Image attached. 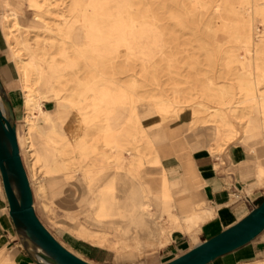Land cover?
<instances>
[{
  "label": "bare ground",
  "instance_id": "bare-ground-1",
  "mask_svg": "<svg viewBox=\"0 0 264 264\" xmlns=\"http://www.w3.org/2000/svg\"><path fill=\"white\" fill-rule=\"evenodd\" d=\"M24 1L33 17H23L21 0H5L1 28L24 93L31 181L28 177L51 222L80 249L90 247L87 237L98 235L90 225L110 227L138 246L147 239L162 243L159 238L174 237L183 227L189 232L213 216L214 209L203 206L197 196L201 183L196 156L187 154L184 173L173 180L163 163L177 153L171 151L173 145L187 147L182 132L206 128L213 143L203 156L222 161L216 148L235 138L234 123L241 120L239 147L254 155L256 183H263L264 32L256 36L254 29L257 23L264 25V0H219L214 9L232 45L219 47L220 33L207 25L211 42L202 49L209 62H220L227 54L225 64L238 65L235 83L219 86L207 79L183 101L178 86L165 97L161 90L142 92L145 84L137 77H120L119 67L139 65L141 80L157 84L156 65L170 68L179 63L173 33L147 0H68L67 10L59 13L50 0ZM208 1L189 0L192 10L181 8V14L170 19L182 29H199L202 21L195 11L205 9ZM237 43L252 54L244 61L236 52ZM53 102L58 108L46 110L45 103ZM187 108L190 120L182 130L175 118ZM147 117L157 118L154 134L145 130ZM160 129L170 145H156ZM19 145L21 154V141ZM152 200L160 202L159 211ZM57 209L72 223L70 228ZM12 259L15 262L12 255L4 257Z\"/></svg>",
  "mask_w": 264,
  "mask_h": 264
},
{
  "label": "rangeland",
  "instance_id": "rangeland-1",
  "mask_svg": "<svg viewBox=\"0 0 264 264\" xmlns=\"http://www.w3.org/2000/svg\"><path fill=\"white\" fill-rule=\"evenodd\" d=\"M4 1L0 0V82H2L4 88L6 89L11 105H13L15 112V120L18 124V138L21 141L22 149L21 155H23L24 165L29 174L31 181V169H30V158L27 153L26 141L24 138L25 133V121H24V106L22 105L23 100V90L20 84L19 73L16 71L15 62L10 54L8 47V42L2 32V15L4 11ZM9 1V0H7ZM22 1V15L26 19H31L33 17V12L30 11L24 0ZM43 1V0H40ZM68 0H50L53 3L55 9L54 12H65L68 7ZM148 3L152 6L154 10L157 11L158 15L164 19L163 23L167 28V32H171L174 35L175 40L172 43V47L176 50V57L179 61L178 64H171L170 68L168 65H156L158 67L157 84L152 81L143 82L141 80V68L140 66L136 67H119L122 69L120 77L123 81H127L133 78H139L140 82L145 84L142 88V92H158L161 90L164 93L165 97H170L172 95V89L174 86H178L184 92L183 99L189 98L195 93V91L200 90L204 84H206L207 79H211L214 83H217L219 86L226 84L235 83L233 78L238 74L237 64H225L227 61V54L222 55L220 62H209L207 55L202 47L211 42L212 34L206 30V26L212 28L211 32H219L217 37L216 44L220 47L227 48L232 45L230 42V35L222 31V19L215 11L214 7L219 5V0H210L208 1L207 7L202 9V11H195V15L202 21L201 27L191 28V29H182L177 26L175 22L170 19L172 14H181V8H188L192 10L193 4L189 0H184L182 4H176L174 0H147ZM227 17L226 13H223ZM53 16V15H51ZM54 17V16H53ZM263 23L255 24V33L256 36L264 32ZM236 52L239 54L240 58L244 61L250 55L248 48L243 46L240 43H237ZM123 66V65H122ZM82 70H85L82 68ZM138 72V73H137ZM149 79L151 75L147 76ZM54 106L53 110L58 108V105L53 102L51 103ZM56 108V109H55ZM190 110L187 108L184 111H181L175 120L182 126V130L186 129V125L190 120ZM157 118L144 119L143 124L146 126V129L149 133H153L159 128L154 125V121ZM154 123V124H153ZM242 121L237 120L234 123L233 133L236 134L235 138L232 141H226L222 144V147L216 148V150L221 151V154L227 156V149L229 147H236L239 149L241 145V140H243V126ZM158 137L156 139V145L164 146L170 145L172 141L165 139L162 135V130H159ZM165 131V129H164ZM187 147L182 149L180 146L173 145L172 150L177 151L176 154H173L170 157L163 159V163L166 168L170 171L169 179L173 180L174 178L180 177L183 173V164L186 161V156L189 153H192L194 156L206 154V146L212 144L213 142L209 141V133H207L206 128H195L189 130L188 132H182ZM19 141V143H20ZM250 143L249 145H253ZM145 147V146H144ZM178 154H181L179 156ZM183 160H181V158ZM244 159H248L252 163L253 158L248 151L244 152ZM153 175L151 177H156ZM243 183L252 184L253 176L252 173H245L241 177ZM33 189V186H32ZM34 191V189H33ZM194 190L186 191L181 194L182 196H187ZM152 197L155 194L151 195ZM154 204V210L159 211L161 208L160 202L157 200H152ZM34 206L36 208V213L38 218L45 224L48 230L52 235L57 238L69 251L85 259L89 263L93 264H164L171 260H174L177 254H180L184 247L189 248L192 245L188 243L193 237L194 241L198 242L196 234L201 229L200 224L198 227L187 231L185 227L174 232V237H161L159 238L162 243L158 240L147 239L141 242L136 246L133 242L128 244L125 240L122 239L118 234L113 233L110 227L96 228L90 225V229L97 231V236L87 237L86 241L89 248L80 249L75 242L71 241L66 237V234L59 230V227L55 225L49 219L48 214L44 210V207L41 203V199L34 192ZM57 214L60 218H64L66 221L67 228L72 226V223L67 219L61 209H57ZM205 223V222H204ZM193 240V239H192ZM194 243V242H193ZM181 247V248H180ZM8 253H3L0 255V264H14L12 260H4V257ZM264 261V258L260 259ZM257 261L249 262L246 264H255ZM36 264V263H34Z\"/></svg>",
  "mask_w": 264,
  "mask_h": 264
},
{
  "label": "water",
  "instance_id": "water-1",
  "mask_svg": "<svg viewBox=\"0 0 264 264\" xmlns=\"http://www.w3.org/2000/svg\"><path fill=\"white\" fill-rule=\"evenodd\" d=\"M0 99V174L18 240L36 264H93L69 251L38 218L20 154L14 108L2 82ZM263 231L264 200L238 223L164 264H210L253 242Z\"/></svg>",
  "mask_w": 264,
  "mask_h": 264
},
{
  "label": "crops",
  "instance_id": "crops-1",
  "mask_svg": "<svg viewBox=\"0 0 264 264\" xmlns=\"http://www.w3.org/2000/svg\"><path fill=\"white\" fill-rule=\"evenodd\" d=\"M53 106L51 103H45V109L48 111L53 112ZM244 152L245 150L240 147L239 149L229 147L227 156L222 155V161L210 155L196 156V167L199 169L201 183L197 196L203 206H210L214 209V214L201 225V229L197 232L196 236L199 241H194L195 237H193V240L188 242L190 244L192 242L191 247H184V250L175 258L238 223L263 202L264 181L261 184L256 183V167L254 166L256 159L248 151L253 158L250 163L251 161L244 159ZM245 173H252V184L241 181ZM46 186L51 189L49 182ZM233 195L236 196L235 200H232ZM3 253L12 255L17 264H34L18 240L14 224L10 219L9 206L0 174V255ZM262 258H264V231L253 242L210 264H246Z\"/></svg>",
  "mask_w": 264,
  "mask_h": 264
}]
</instances>
